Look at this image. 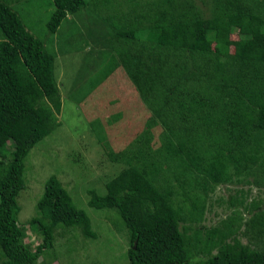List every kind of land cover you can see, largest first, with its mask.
Returning <instances> with one entry per match:
<instances>
[{"label": "rangeland", "instance_id": "obj_1", "mask_svg": "<svg viewBox=\"0 0 264 264\" xmlns=\"http://www.w3.org/2000/svg\"><path fill=\"white\" fill-rule=\"evenodd\" d=\"M3 1L25 21L32 20L35 35L43 36L52 11L50 0ZM189 2L200 18L240 12L264 18V0ZM174 4L88 0L83 10L68 15L45 39L54 54L53 76L62 108L59 126L25 159L16 222L24 247L33 251L41 234L27 221L35 215L43 182L55 175L74 206L88 216L94 236L85 237L78 228H56L51 246L36 264H128L127 232L118 215L87 205L88 191L102 193L104 183L124 165L138 168L166 192L185 247L196 260L228 258L238 248L264 249L260 243L264 229L259 237L248 229L254 222L261 227L264 216L245 211L264 205L260 200L264 199V130L256 127L257 110L264 107V63L239 60L231 48L220 57L213 53L211 42L203 52L165 51L119 35L127 29L183 20L171 16ZM91 19L97 22V31L109 35L95 42L88 39L85 27H93ZM230 39H237L235 31ZM131 43L138 56L127 52ZM217 142L226 144L230 168L221 185L212 184L209 176L208 146ZM6 149L11 151V142ZM241 206L243 214L228 221L233 225L224 222L220 227L230 210Z\"/></svg>", "mask_w": 264, "mask_h": 264}, {"label": "trees", "instance_id": "obj_2", "mask_svg": "<svg viewBox=\"0 0 264 264\" xmlns=\"http://www.w3.org/2000/svg\"><path fill=\"white\" fill-rule=\"evenodd\" d=\"M172 2L175 4L172 13L169 11L171 16L183 17V20L127 29L119 35L124 40L165 51L203 52L206 43L211 42L213 53L220 57L227 55L231 48L233 56L239 60L264 63L262 16L240 12L200 18L189 0ZM50 3L52 11L39 38L31 28L32 20L25 21L12 5L0 0V264H36L43 250L51 246L56 228H78L85 237L94 236L88 216L74 206L55 175L43 182L42 192L35 202V215L27 221L41 234V241L33 251L24 247L15 217L16 198L24 187L25 159L38 142L59 126L62 101L53 76L54 54L45 39L57 31L68 15L83 10L88 0H50ZM89 24L93 27H85V33L93 42L109 35L108 31L95 29L98 27L95 20L91 19ZM233 31L237 34L236 40L230 39ZM128 46L129 55L138 56L139 52L132 50V43ZM256 120L257 129L264 130V107L258 108ZM7 142L12 144L11 151L6 149ZM227 153L225 143L208 146L209 176L214 185H221L229 176ZM103 189L102 193L90 189L87 205L93 209H111L118 215L127 232L128 264H264V249L238 248L237 253L228 258L215 255L196 260L185 247L184 234L166 192L158 190L132 165L122 166L104 183ZM260 200L264 204V199ZM242 207L232 208L228 217L219 222L220 227L243 214ZM245 211L263 218L264 205ZM230 222L229 225H233ZM239 227H235L234 232ZM248 229L251 236L259 237L264 222L261 227L254 222ZM251 241L252 238L247 239V243ZM262 242L263 237L260 243L264 248Z\"/></svg>", "mask_w": 264, "mask_h": 264}]
</instances>
